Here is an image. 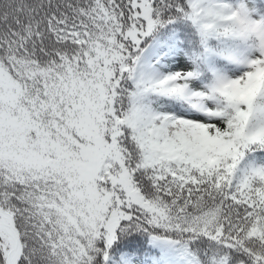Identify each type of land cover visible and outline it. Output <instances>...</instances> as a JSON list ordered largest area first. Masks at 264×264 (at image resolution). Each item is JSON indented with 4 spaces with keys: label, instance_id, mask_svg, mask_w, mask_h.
<instances>
[{
    "label": "snow or ice",
    "instance_id": "snow-or-ice-1",
    "mask_svg": "<svg viewBox=\"0 0 264 264\" xmlns=\"http://www.w3.org/2000/svg\"><path fill=\"white\" fill-rule=\"evenodd\" d=\"M0 264H264V0H0Z\"/></svg>",
    "mask_w": 264,
    "mask_h": 264
}]
</instances>
